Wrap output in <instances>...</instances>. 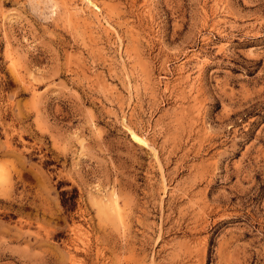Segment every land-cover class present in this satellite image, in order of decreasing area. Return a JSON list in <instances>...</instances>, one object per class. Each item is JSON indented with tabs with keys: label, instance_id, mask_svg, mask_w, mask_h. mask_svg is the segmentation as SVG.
Wrapping results in <instances>:
<instances>
[{
	"label": "rangeland",
	"instance_id": "obj_1",
	"mask_svg": "<svg viewBox=\"0 0 264 264\" xmlns=\"http://www.w3.org/2000/svg\"><path fill=\"white\" fill-rule=\"evenodd\" d=\"M90 1L0 0V264H264V0Z\"/></svg>",
	"mask_w": 264,
	"mask_h": 264
},
{
	"label": "bare ground",
	"instance_id": "obj_2",
	"mask_svg": "<svg viewBox=\"0 0 264 264\" xmlns=\"http://www.w3.org/2000/svg\"><path fill=\"white\" fill-rule=\"evenodd\" d=\"M87 5L92 7V8H95L96 11L100 12L101 10L95 5L93 4L90 0H85ZM151 81V80H150ZM129 129V128H128ZM129 132H130V136L132 138V140L139 144V145H142V146H145L147 147L149 144L148 142H146L141 136H139L138 134H136L134 131H130L129 129ZM159 166V165H158ZM163 170V169H162ZM164 172V171H163ZM164 182V181H163ZM103 198V197H102Z\"/></svg>",
	"mask_w": 264,
	"mask_h": 264
}]
</instances>
